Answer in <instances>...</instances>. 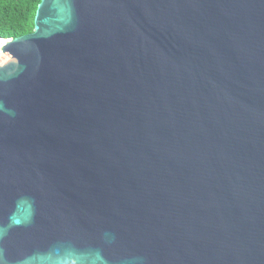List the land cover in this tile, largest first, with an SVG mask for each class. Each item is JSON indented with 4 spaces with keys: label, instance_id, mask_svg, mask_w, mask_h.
Masks as SVG:
<instances>
[{
    "label": "water",
    "instance_id": "obj_1",
    "mask_svg": "<svg viewBox=\"0 0 264 264\" xmlns=\"http://www.w3.org/2000/svg\"><path fill=\"white\" fill-rule=\"evenodd\" d=\"M0 65V264H264V0H41Z\"/></svg>",
    "mask_w": 264,
    "mask_h": 264
},
{
    "label": "trees",
    "instance_id": "obj_2",
    "mask_svg": "<svg viewBox=\"0 0 264 264\" xmlns=\"http://www.w3.org/2000/svg\"><path fill=\"white\" fill-rule=\"evenodd\" d=\"M41 0H0V37L15 39L34 31Z\"/></svg>",
    "mask_w": 264,
    "mask_h": 264
},
{
    "label": "built area",
    "instance_id": "obj_3",
    "mask_svg": "<svg viewBox=\"0 0 264 264\" xmlns=\"http://www.w3.org/2000/svg\"><path fill=\"white\" fill-rule=\"evenodd\" d=\"M10 41H12V39H6V38L0 37V58L2 57L7 58L6 55L2 52V50Z\"/></svg>",
    "mask_w": 264,
    "mask_h": 264
},
{
    "label": "rangeland",
    "instance_id": "obj_4",
    "mask_svg": "<svg viewBox=\"0 0 264 264\" xmlns=\"http://www.w3.org/2000/svg\"><path fill=\"white\" fill-rule=\"evenodd\" d=\"M7 60L5 57L0 58V65L5 64Z\"/></svg>",
    "mask_w": 264,
    "mask_h": 264
}]
</instances>
